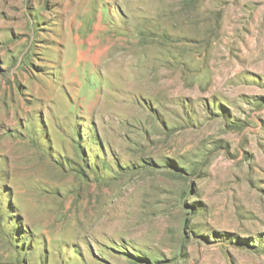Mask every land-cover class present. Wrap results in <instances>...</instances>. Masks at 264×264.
Listing matches in <instances>:
<instances>
[{
	"label": "rangeland",
	"instance_id": "1",
	"mask_svg": "<svg viewBox=\"0 0 264 264\" xmlns=\"http://www.w3.org/2000/svg\"><path fill=\"white\" fill-rule=\"evenodd\" d=\"M0 264H264V0H0Z\"/></svg>",
	"mask_w": 264,
	"mask_h": 264
}]
</instances>
